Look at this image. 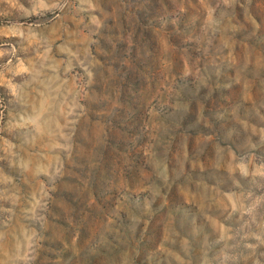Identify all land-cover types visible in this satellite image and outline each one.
Listing matches in <instances>:
<instances>
[{
    "label": "rangeland",
    "instance_id": "374dc122",
    "mask_svg": "<svg viewBox=\"0 0 264 264\" xmlns=\"http://www.w3.org/2000/svg\"><path fill=\"white\" fill-rule=\"evenodd\" d=\"M0 264H264V0H0Z\"/></svg>",
    "mask_w": 264,
    "mask_h": 264
}]
</instances>
